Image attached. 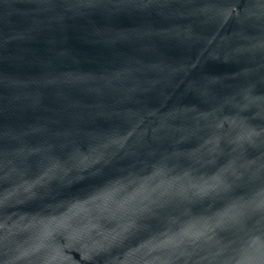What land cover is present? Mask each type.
Listing matches in <instances>:
<instances>
[{
    "label": "water",
    "instance_id": "1",
    "mask_svg": "<svg viewBox=\"0 0 264 264\" xmlns=\"http://www.w3.org/2000/svg\"><path fill=\"white\" fill-rule=\"evenodd\" d=\"M0 264H264V0H0Z\"/></svg>",
    "mask_w": 264,
    "mask_h": 264
}]
</instances>
